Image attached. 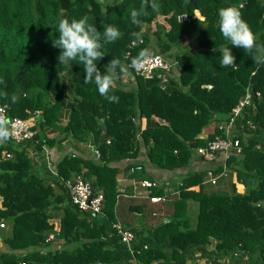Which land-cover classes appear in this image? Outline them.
<instances>
[{
  "label": "trees",
  "instance_id": "trees-1",
  "mask_svg": "<svg viewBox=\"0 0 264 264\" xmlns=\"http://www.w3.org/2000/svg\"><path fill=\"white\" fill-rule=\"evenodd\" d=\"M239 1L243 20L263 46L264 0H0V103L6 104L8 116H32L34 130L33 139L0 143V219L11 220L0 264H183L196 258L264 264V152L259 148L264 144V65L229 45L236 67L221 68L220 53L212 51L227 44L217 26L218 9ZM141 8L140 23L133 24L130 12ZM182 13L189 19L179 20ZM84 16L98 31L110 24L122 33L103 46L104 57L96 61L101 74L110 60L121 63L110 93L119 98L116 103L84 83L82 64L74 61L69 68L57 59L61 50L52 42L59 20ZM143 49L177 61V74L164 87L158 77L134 73L132 61ZM246 87L252 104L237 117L245 127L234 133L240 151L224 160L243 190L230 181L229 190L207 191L201 183L204 167L182 169L190 163L192 147L224 135L225 120ZM213 119L218 124L200 137ZM248 119L253 128L246 127ZM64 143L75 147L61 151L46 168L50 162L42 146L50 156L52 146ZM81 143L86 154L76 147ZM141 153L143 161L173 173L169 180L176 191L160 205L117 195L116 174L128 172L130 164L141 163V168L127 177H153L138 159ZM75 174L102 191L101 222L71 202L62 180ZM149 192L164 195V184L159 181ZM122 196L128 211L158 217L137 226L120 217L134 233L132 254L111 225ZM188 199L197 202L193 223ZM53 218L58 219L54 236L63 244L44 248Z\"/></svg>",
  "mask_w": 264,
  "mask_h": 264
},
{
  "label": "clouds",
  "instance_id": "clouds-1",
  "mask_svg": "<svg viewBox=\"0 0 264 264\" xmlns=\"http://www.w3.org/2000/svg\"><path fill=\"white\" fill-rule=\"evenodd\" d=\"M154 10H158L157 6H154ZM142 14L143 8H141L140 10L133 9L130 12L131 22L133 24H139V16ZM217 26L221 36L225 41H227V44L222 45L219 49L213 48L212 50L213 52L218 51L220 53L221 58L219 60V65L221 68L236 67L235 56L233 55L229 45H231L232 47L243 49L245 53L252 56V59L255 63H257L258 65H264V56L260 54V48L262 47V45L257 44L256 35L252 32L248 24L243 20L241 11L237 7L227 6L219 8L217 11ZM56 27L58 38L54 39L52 43L54 47L61 50L59 56L57 57L59 64L69 65V68H71L72 62L74 61L77 62V64H82L83 72L85 74L83 79L84 83L94 84L98 94L106 99L109 103L118 102L119 98L116 95L110 93H112L115 86L117 69L121 68L120 61L115 58L110 60L105 66L103 74H101L100 69L97 67L96 61H99L102 57H104V53L102 51L104 45L114 43L121 38L122 33L120 32V30L117 27L109 24L103 28L102 32L98 31L94 24L88 23L87 16L81 17L79 19L73 18L71 20L66 17L61 18ZM136 35L138 37L140 36L139 33H137ZM150 55L151 53L149 49L141 50L139 56L132 61L133 66H137ZM65 75H67V73H65ZM17 99L18 97H16L15 95L11 97L12 102H16ZM12 134L13 133L11 131L10 117L6 112H0V143L8 141L11 138ZM191 151L193 152L192 149ZM200 158L204 159L202 156H200ZM225 158L223 159L222 156L220 162L208 164L206 167H202H204L206 170L211 169L213 172L216 167H219V171L222 168V163H224ZM126 162H128V160H126ZM226 168V174L218 177L215 183H209L205 181V171L203 180L201 182L202 185L204 183L214 185L218 182L219 178L226 177L227 174L230 180L232 175L231 172L233 171L227 166ZM127 174L129 173L126 171V175ZM157 181L159 182V180ZM230 181L234 182L235 185L236 182H238L235 178V172L233 173L232 179ZM190 188L196 189L197 185H191ZM175 191L176 189L174 190V192ZM161 214L162 211H157V214L155 215Z\"/></svg>",
  "mask_w": 264,
  "mask_h": 264
},
{
  "label": "built area",
  "instance_id": "built-area-1",
  "mask_svg": "<svg viewBox=\"0 0 264 264\" xmlns=\"http://www.w3.org/2000/svg\"><path fill=\"white\" fill-rule=\"evenodd\" d=\"M243 5L242 1L237 2L234 5L239 8ZM227 7V6H226ZM264 15V10H263ZM177 18L179 20H188L189 17L182 13L178 14ZM262 56H264V44L262 46ZM151 55L142 61L137 66H133L134 73H139L146 77L155 76L158 77L160 85L162 87L165 86V83L168 82V77L175 76L177 74L178 66L176 65L177 61L174 57L165 56L161 54L156 49L151 50ZM207 87L210 85L207 84ZM254 95L258 93L256 91H252ZM251 102V91L249 87L245 88V91L242 97L238 100L237 104L231 109V113L228 115L224 124V135L215 136L213 138L207 139L204 144H199L192 148L193 152L201 155L204 159H212L215 156V153L222 152L223 159L230 153H239L240 144L238 138L235 136L236 131H241L245 126L242 123L237 121V117L239 114L245 110L247 106H250ZM0 112L7 113V106L4 103H0ZM11 119V138L15 143L22 142L25 139H33L34 138V130L32 129L33 119L32 116H17L12 115L9 116ZM246 127L253 128L254 124L251 120H246ZM248 130V129H247ZM258 146V145H257ZM43 151L45 152L44 158L48 159L47 156V148L46 146H42ZM92 152L96 154L95 158H98L97 150L93 147ZM259 148L264 152V144L260 145ZM5 157L9 156L8 152L4 153ZM141 168V164H130L128 166V173L133 172L136 169ZM54 171V170H53ZM227 168L222 163V168L214 173L211 169L206 170L205 181L209 183H215L216 179L220 176L226 174ZM55 174V173H54ZM65 186L67 187L70 200L73 204H75L81 210H90L94 212H101L102 207V191L93 189L90 181L80 174H75L69 178H65L62 180ZM129 188L127 190H123L122 188H117L118 194L131 196V197H141L147 198L149 202L153 204H161V202L165 201L167 198L166 195L167 190L164 189V195L150 193V189L152 187H157L159 182L155 178H134L131 177L128 180ZM151 214H157L156 210H152ZM4 225L3 219H0V227ZM112 227L116 229V232L119 235V239L129 252L132 254L131 244L134 239L133 232L123 227L118 221H114L111 223ZM52 233H48L45 237V241H48L52 237ZM150 264H158L155 260L151 261ZM183 264H248V263H237L230 261L228 259L220 258L217 260H198L194 259V261H186Z\"/></svg>",
  "mask_w": 264,
  "mask_h": 264
},
{
  "label": "crops",
  "instance_id": "crops-1",
  "mask_svg": "<svg viewBox=\"0 0 264 264\" xmlns=\"http://www.w3.org/2000/svg\"><path fill=\"white\" fill-rule=\"evenodd\" d=\"M66 105H67V102L65 103V105L63 107V110H62L63 113H62L61 117H64L66 115V107H67ZM217 121L218 120L213 119L211 122H209L206 125V128L203 127V129L199 133V136L202 137V138H205V136L209 132H211L213 130L214 126L216 124H218V123H216ZM71 145L75 147V144L73 145L71 143H64V145L62 144L59 147L58 146H52L50 148V156H49L50 165L46 166V168L52 167L56 163V161L59 159V157H60L59 155L61 154V151H64L68 146H71ZM78 145H80V147L76 146L78 148V151L86 154L88 150L87 149H83L84 145L82 143L78 144ZM191 156L192 157L190 159V163H189L188 167L183 168L182 171H184V170H186L188 168L194 170V169H198V168H200L202 166L206 167L208 164L218 163V162L221 161L222 152L215 153L214 158L213 159H209V160L201 159L200 158L201 155H199V154H197L195 152H192ZM138 159L141 160V162H144V166H146V170L148 171V173H150L153 176V178H156L162 184H164L165 190H167V193L169 195H172L174 190L176 189L175 183L173 184V181H171V180H174L173 173L169 172L167 170H164V169H159V168L153 167L149 163L143 161V159H145V156L143 155V153H141V155L138 156ZM36 166H37V164H36ZM42 171H44V169H41V172ZM233 173H234V171L231 172V174H232L231 175V179H232ZM129 178H130V176L127 177L126 171H119L116 174L117 188H122L124 191L127 190L129 188V185H128ZM170 178H171V180H169ZM230 180H229V184H230ZM238 185L241 186V187L239 186V189L243 190V183L236 182V186L237 187H238ZM206 186H210V187H206ZM212 186H214V185H210V184L204 183L203 184V189L206 188L208 190H214V188L212 189ZM216 186H220V188H224V189L227 188L226 181H224L223 183H218V185H216ZM120 198L123 199V196L120 197ZM167 200H170V198H167ZM119 205H120V202H119L118 206ZM0 206H1V196H0ZM123 207H125V204H121L120 211L117 212V216H118L117 220L119 222H121L120 221L121 220L120 217H124L127 221H129V224H131L133 226L140 225L141 221L136 216L128 215L127 213H125L123 215V211L125 210V209L123 210ZM137 214H139V213H137ZM147 216L142 219V223H149V222H152V220H154V219H158V217L151 218V217H147ZM52 221L54 223L53 229L49 230L48 232H51L53 236L48 241H46L43 244L44 248H47V247L48 248L59 247L60 245L63 244V239L62 238L54 236V233L56 232V230L58 228V219L57 218H53ZM3 222H4V225L2 227H0V250H3V249L6 248V244L3 241V238L8 237V236L11 235V220L10 219H3ZM195 254H199V253L196 252ZM200 258H203V257H200Z\"/></svg>",
  "mask_w": 264,
  "mask_h": 264
},
{
  "label": "rangeland",
  "instance_id": "rangeland-1",
  "mask_svg": "<svg viewBox=\"0 0 264 264\" xmlns=\"http://www.w3.org/2000/svg\"><path fill=\"white\" fill-rule=\"evenodd\" d=\"M159 18H160V17H159ZM159 20L161 21L162 19H159ZM162 22H164V21L162 20ZM148 26H149L150 28H153V27H154L153 22H151ZM190 44H191V45H194V42L192 41ZM172 49H174V47H171V50H172ZM67 96H68V95H67ZM68 98H69L70 100L72 99L71 96H69ZM205 128H206V126H205ZM224 181H226V185H227V188H226V189L229 190L230 187H229V176H228V174L226 175V177H221V178H219L218 182H217L216 184H214V186H212V189L214 188L215 190H217V189L225 190L224 188H220V186H216V185H218V183H223ZM239 186H240V185H238V187L236 186L235 189H239ZM206 187H210V186H206ZM240 187H241V186H240ZM205 190L208 191V189H206V188H205ZM126 202H127V200H124V198L121 199V201H120V205H119L118 208H117L118 212L120 211V206H121V204H125V207H123V210L125 209V210L123 211V215H124L125 213H127L128 215L136 216L137 218L140 219V221H141V223H142V219L145 218L146 215H141V214H137V212H131V211H128V209H127V207H126ZM187 204H188L187 215H188V217H189V219H190V222L192 221V223H193L194 220H195V214H196V210H197V202L194 201V200L188 199V200H187ZM168 214H169V213H168ZM168 214H167V215H168ZM252 262H253V260H252Z\"/></svg>",
  "mask_w": 264,
  "mask_h": 264
},
{
  "label": "water",
  "instance_id": "water-1",
  "mask_svg": "<svg viewBox=\"0 0 264 264\" xmlns=\"http://www.w3.org/2000/svg\"><path fill=\"white\" fill-rule=\"evenodd\" d=\"M93 216L97 219V221L101 222L104 219V215L102 212H91Z\"/></svg>",
  "mask_w": 264,
  "mask_h": 264
}]
</instances>
